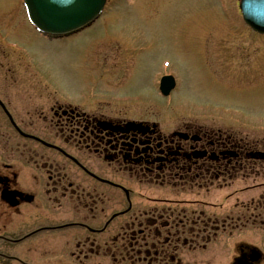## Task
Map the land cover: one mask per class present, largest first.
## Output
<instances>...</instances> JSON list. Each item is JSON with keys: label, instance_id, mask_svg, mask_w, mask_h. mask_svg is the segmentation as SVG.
<instances>
[{"label": "flooded vegetation", "instance_id": "1", "mask_svg": "<svg viewBox=\"0 0 264 264\" xmlns=\"http://www.w3.org/2000/svg\"><path fill=\"white\" fill-rule=\"evenodd\" d=\"M121 52L68 82L0 42V264H192L244 220L212 213V193L264 188L263 140L165 109L139 72L149 103L131 102Z\"/></svg>", "mask_w": 264, "mask_h": 264}, {"label": "rangeland", "instance_id": "2", "mask_svg": "<svg viewBox=\"0 0 264 264\" xmlns=\"http://www.w3.org/2000/svg\"><path fill=\"white\" fill-rule=\"evenodd\" d=\"M237 2L238 0H136L134 4H129L124 0H116L114 3L113 0H108L105 14L90 28L94 29L93 33L88 35L91 37L85 35L81 41H78L81 37H77L76 40L45 44V49L34 55L41 59L39 61L43 70L69 82L75 76H86L94 70L95 41L106 38L131 39L127 55L132 62V72H135L129 88L131 92L142 88L136 79L138 72L151 76L156 66L167 61V69L172 70L177 77L188 80L178 88L180 98L177 95L175 100H181L182 94L190 90L187 95L190 99L199 100L202 96L199 94H206L210 101H215L217 98L214 91L222 84L204 81L200 79V73L209 70L223 71V61L229 69L243 70L246 74L243 73L241 77L236 74L226 77L224 86H241L243 89L237 98L226 95L219 104L222 107L234 106L242 111L235 115L239 120H244L250 114L264 116V38L256 39L245 29L237 10ZM0 7L4 8L0 14V24H3L6 30L34 36L24 22L19 0H0ZM100 29L104 30L97 33ZM16 40L26 45L28 43L22 37ZM37 42L44 44L40 40ZM30 44L32 46L29 49H40L35 48L34 40ZM134 44L136 50L133 53ZM106 50V54H109L108 49ZM98 54L102 56L103 51L96 53L97 56ZM218 54L222 58L220 63L216 61ZM4 69L7 70L6 67ZM224 71L229 72L228 69ZM150 85L149 81V87ZM229 110L227 109V112ZM245 131H251V136L264 141V131L261 129ZM241 185L243 184L237 183L235 188L224 193H215L216 198L236 193L239 202H247L256 199L257 194L264 191V188L248 189L241 190L245 192L239 194ZM234 201L233 196L225 203L230 206ZM258 217L260 221L262 217ZM250 241L264 254L262 235L257 241L255 236L240 234L229 244L232 247ZM215 244L216 242L209 247ZM224 262L225 256L216 264ZM261 264H264V261Z\"/></svg>", "mask_w": 264, "mask_h": 264}, {"label": "water", "instance_id": "3", "mask_svg": "<svg viewBox=\"0 0 264 264\" xmlns=\"http://www.w3.org/2000/svg\"><path fill=\"white\" fill-rule=\"evenodd\" d=\"M31 21L44 31L65 33L100 9L101 0H26ZM245 21L264 34V0H243Z\"/></svg>", "mask_w": 264, "mask_h": 264}]
</instances>
